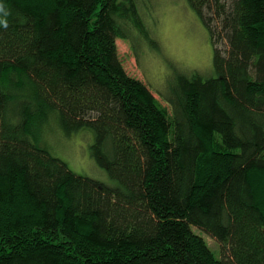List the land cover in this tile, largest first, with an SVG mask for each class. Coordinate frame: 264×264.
Here are the masks:
<instances>
[{
	"label": "trees",
	"instance_id": "1",
	"mask_svg": "<svg viewBox=\"0 0 264 264\" xmlns=\"http://www.w3.org/2000/svg\"><path fill=\"white\" fill-rule=\"evenodd\" d=\"M187 2L215 72L166 95L119 52L157 45L140 0H0V264H264V0ZM48 129L88 131L116 183Z\"/></svg>",
	"mask_w": 264,
	"mask_h": 264
},
{
	"label": "rangeland",
	"instance_id": "2",
	"mask_svg": "<svg viewBox=\"0 0 264 264\" xmlns=\"http://www.w3.org/2000/svg\"><path fill=\"white\" fill-rule=\"evenodd\" d=\"M140 2L157 45L151 46L140 34L141 37L118 38L120 55L130 73L144 79L156 94L168 95L177 73L197 70L207 76L215 72L210 34L187 0ZM90 135L88 131H80L69 137L62 130L48 129L44 140L50 151L65 160L76 173L115 184L90 155ZM205 238L212 249L219 250V244L212 237L205 235Z\"/></svg>",
	"mask_w": 264,
	"mask_h": 264
}]
</instances>
